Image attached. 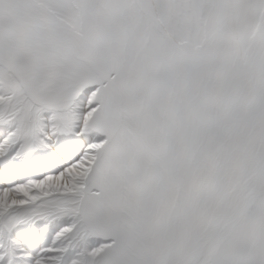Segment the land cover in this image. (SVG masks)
I'll use <instances>...</instances> for the list:
<instances>
[{"label": "snow or ice", "instance_id": "obj_1", "mask_svg": "<svg viewBox=\"0 0 264 264\" xmlns=\"http://www.w3.org/2000/svg\"><path fill=\"white\" fill-rule=\"evenodd\" d=\"M0 264H264V0H0Z\"/></svg>", "mask_w": 264, "mask_h": 264}]
</instances>
